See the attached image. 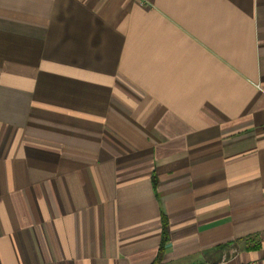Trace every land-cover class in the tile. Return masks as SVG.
<instances>
[{"label": "crops", "instance_id": "0c3cea01", "mask_svg": "<svg viewBox=\"0 0 264 264\" xmlns=\"http://www.w3.org/2000/svg\"><path fill=\"white\" fill-rule=\"evenodd\" d=\"M0 264H264V0H0Z\"/></svg>", "mask_w": 264, "mask_h": 264}]
</instances>
